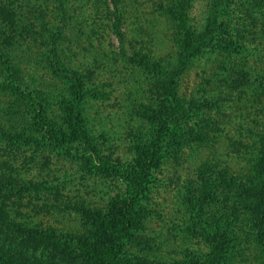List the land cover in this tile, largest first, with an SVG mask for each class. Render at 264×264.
<instances>
[{"label":"rangeland","instance_id":"obj_1","mask_svg":"<svg viewBox=\"0 0 264 264\" xmlns=\"http://www.w3.org/2000/svg\"><path fill=\"white\" fill-rule=\"evenodd\" d=\"M2 1L14 13L15 22L33 27L36 36L44 37L43 23L59 25L63 15L57 10L55 0ZM64 1L68 15L76 12L73 17H77V11L81 10L75 27L69 24L73 19H68V24L75 32L79 28L82 35L75 43L69 38L73 37L72 33H64L61 61L66 67L89 65L92 73L86 87H96L102 93L101 98H90L86 104L87 127L97 137L102 153L124 164L136 165V144L149 140L161 130L152 121V112L165 111L168 103L158 77L129 61L125 54L129 56L137 50L164 63L171 62L177 54V48L169 40L171 29L165 16L159 11L153 12L155 0H132L135 11L129 5L122 7V30L126 37L121 49L117 37L106 26L109 19L101 12L94 13L91 0ZM125 1L128 2L121 3ZM206 1L195 0L190 10L192 24L197 27L203 21ZM93 24L98 26L97 34L93 33ZM0 26L3 28L5 24ZM249 37L252 46L262 47L259 36ZM48 48V43L39 42V38L33 40L32 34H28L24 48L17 52L16 62L24 77L29 78L25 71L34 72L36 81L31 87H37L48 98L54 97L47 100L49 114L60 127L56 131L68 137L70 131L68 126L64 127L62 113L65 109L59 101L69 99L71 92L67 83L51 77L46 67L49 66ZM220 59L221 50L219 54L206 51L180 78L178 97L189 109L182 118L184 123L179 124V133L185 140L178 153L172 151L153 171L146 194L139 202L142 222L135 231L136 237L147 241L134 244L128 239L125 242L121 258L127 264H181L188 251L202 259H211L212 245L200 234L186 231L183 222L189 216H200L201 225L212 236L219 231L216 240L225 242L231 235L236 236L235 242H231L232 248L224 249L226 264H261L264 260V237L256 225L259 202L253 193L264 181L258 139V134L264 131V96L256 98L250 91L241 90L242 93L222 100L221 108V104H210L219 90L214 71ZM248 63L251 67H261L251 57ZM27 119L24 101L12 91L0 92V129L8 134L29 133L31 125ZM194 130L206 134L207 138L190 140ZM140 136L143 141H139ZM71 144L77 145L75 141ZM2 176L13 177L11 182L15 186H18L16 180H32L42 182L45 187L22 192L18 188L1 189L0 248L16 258L39 259L51 264H90L92 259L87 253L82 256L84 261L88 258V263L80 261V252L70 256L65 249L67 253H63L62 235L70 236L73 245L77 238L95 239L94 221L79 208L99 211L108 219L118 195L125 190L122 179L111 170H92L89 161L57 153L50 147L12 143L5 138H0ZM5 190L9 195L2 202ZM240 197L241 204L232 214ZM222 214L229 218L224 219L221 233L216 225ZM6 223L13 231L10 227L7 229ZM33 231H42L48 243L41 244L40 235ZM58 239L61 250L52 253L49 242L55 243Z\"/></svg>","mask_w":264,"mask_h":264},{"label":"trees","instance_id":"obj_2","mask_svg":"<svg viewBox=\"0 0 264 264\" xmlns=\"http://www.w3.org/2000/svg\"><path fill=\"white\" fill-rule=\"evenodd\" d=\"M55 1H57V10H60L63 15L59 25L42 24L43 37L34 35L36 32L34 33L33 27L16 23L17 20L15 22L13 18L14 13L9 7L6 8L5 3L0 0V24L2 26L5 24L3 28L0 26V76L3 77L0 79V92L12 91L24 101L27 120L31 125L30 132L25 134L19 132L8 134L9 132L0 129V138H5L12 143H34L39 147H50L55 149L57 153L89 161L92 170H111L116 173L124 182L125 190L118 195L117 202L112 209V215L108 219H105L99 211L79 208L80 212L82 211L86 217L94 221V236L96 238H77L74 242L75 245H73L70 236L62 235L64 238L60 242L65 243L62 248L63 253H67L65 249L69 251L70 256L73 252H80V261H84L82 255L87 253L92 259L90 264H127L121 258L125 242L128 239H131L134 244L140 243L142 240L147 241L145 238L136 237L135 231L142 222V209L139 202L146 194V188L152 179L153 171L162 160L172 155V151L178 153L183 145L182 141L185 140L182 133H179V124L182 118L189 113V109L178 97V84L182 74L204 52L213 53L216 51L219 54L221 50L219 65H217V71H214V75L218 78L219 90L217 96H214L209 103L221 104L219 106L221 108L222 100L247 90L251 92L252 96L256 95V98L261 95L264 96V0H207L203 11V21L199 27L192 24L190 15L195 0H155L152 3L153 12L159 11L160 15L166 18L167 27L171 29L169 40L177 48V54L171 62L166 63L137 50H133L129 56L125 54L129 61L142 68H147L154 76L158 77L159 83L162 85L163 96L168 103V108L165 111L152 112L150 117L153 119L152 121L161 126V130H155V134L151 135L149 140L146 139L145 142L136 144L135 150L138 158L136 165L124 164L110 155L102 153L98 148L97 137H94L87 127L84 112L86 104L90 98H101L102 93L96 87H86L87 79L92 73L89 65H85L83 62L84 64L81 63V66L66 67L61 61L64 52L61 41L64 33H72L73 37L69 38L71 41H76L75 43L79 41V36L82 35L79 28V32H75L72 28L75 27L77 23L75 20L80 17L81 10L77 11L79 13L76 15L77 17H73L76 12L68 15L64 0ZM121 2L122 0H91V6H93L96 15L101 12L109 19L110 23L106 26L117 37L122 49L126 37L122 30L124 18L122 7L129 5L133 11L136 10V7L132 0L125 1V3ZM84 13L85 11L82 12V14ZM68 19H73L72 23H69L72 24V27L68 24ZM258 27H260L259 31H257ZM97 29L98 26H95V29L91 28L90 32L93 30V33L97 34ZM26 34H32L33 40L39 38V42L48 43L49 66L46 67L51 77L64 81L70 89V98L59 101L65 109L62 113L65 115L64 127L67 128L66 126H68L70 131L68 137L61 136L62 133L59 134L56 131V128L60 127L49 114L47 100H52L54 97L49 96L48 98V95L42 94L41 91L37 90V87H31L36 81L33 78L34 72L27 73L25 71L29 78L24 77L23 71L16 62L17 52L24 48ZM254 34L261 38L262 47L252 46L248 42L251 38L249 35ZM249 57L254 58L261 67H251L248 63ZM167 124L170 126L168 127ZM205 138L207 135L202 132L195 130L191 132L190 140L202 141ZM258 139L261 143L264 172V131L258 134ZM73 141L77 145L71 144ZM139 141H143L142 136L139 137ZM175 159H177L176 155ZM205 168L199 169L207 171ZM13 179V177L7 176L0 177V191L2 188H18L17 190L22 192L45 187L42 182L32 180L24 182L16 180L18 186H15L11 182ZM253 193L259 202L256 225L264 237V181L261 182L259 190ZM8 195L9 193L5 190L1 195L2 202ZM193 203L197 204V202ZM236 203L238 205L233 208L232 214L239 208L241 197ZM222 215V221L219 219L216 225V228L220 227L221 233L224 219L229 218L226 214ZM188 218L183 222L186 231L194 235L200 234L208 244L212 245L214 252L211 259H202L194 252L188 251L181 264H226L227 258L224 249L232 248L231 242L236 236L231 235L225 242L216 240L219 231L212 236L208 228L201 225L200 216L195 218L189 216ZM6 227L7 229L8 227L11 228L7 223ZM10 231H13L12 228ZM33 234L40 235L38 236L41 244L47 242L42 236V231H37V233L33 231ZM60 242L59 239L55 243L49 242L52 244L50 248L52 253L61 250L58 248ZM16 257L10 251H3L0 248V264H51V262H42L39 259L30 260L24 257ZM88 261L86 258L84 262L88 263ZM260 263L263 264L264 260H261ZM132 264L142 263L133 262Z\"/></svg>","mask_w":264,"mask_h":264}]
</instances>
